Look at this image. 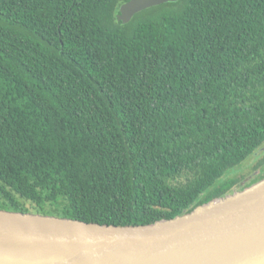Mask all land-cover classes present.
I'll list each match as a JSON object with an SVG mask.
<instances>
[{"label":"trees","instance_id":"16d2710c","mask_svg":"<svg viewBox=\"0 0 264 264\" xmlns=\"http://www.w3.org/2000/svg\"><path fill=\"white\" fill-rule=\"evenodd\" d=\"M129 1L0 0V210L172 220L264 147V0Z\"/></svg>","mask_w":264,"mask_h":264},{"label":"water","instance_id":"95a60500","mask_svg":"<svg viewBox=\"0 0 264 264\" xmlns=\"http://www.w3.org/2000/svg\"><path fill=\"white\" fill-rule=\"evenodd\" d=\"M176 2L131 0L117 18ZM0 264H264V178L145 226L0 210Z\"/></svg>","mask_w":264,"mask_h":264},{"label":"rangeland","instance_id":"374dc122","mask_svg":"<svg viewBox=\"0 0 264 264\" xmlns=\"http://www.w3.org/2000/svg\"><path fill=\"white\" fill-rule=\"evenodd\" d=\"M227 174L228 178H247L250 176L247 181H250L252 177H254L253 179H255L260 174H264V147L256 151L246 161L237 166L235 169L229 171ZM28 206L31 207L29 203Z\"/></svg>","mask_w":264,"mask_h":264},{"label":"flooded vegetation","instance_id":"af4514ba","mask_svg":"<svg viewBox=\"0 0 264 264\" xmlns=\"http://www.w3.org/2000/svg\"><path fill=\"white\" fill-rule=\"evenodd\" d=\"M249 178H250V176L247 177V178L245 177V178L239 183V185L235 186L232 190H241V189L245 188L246 186L251 185V184H252V181L254 180V179H253L254 177H252V178L250 179V181H247ZM246 181H247V182H246ZM243 182H246V183L243 185V184H242Z\"/></svg>","mask_w":264,"mask_h":264}]
</instances>
